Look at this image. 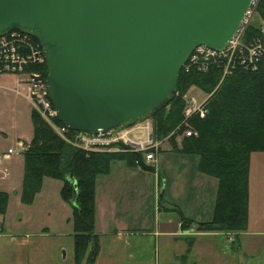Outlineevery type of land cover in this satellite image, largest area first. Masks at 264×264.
<instances>
[{"label": "water", "instance_id": "1", "mask_svg": "<svg viewBox=\"0 0 264 264\" xmlns=\"http://www.w3.org/2000/svg\"><path fill=\"white\" fill-rule=\"evenodd\" d=\"M252 0H0V37L36 39L58 120L98 134L150 119L193 51L224 50Z\"/></svg>", "mask_w": 264, "mask_h": 264}, {"label": "trees", "instance_id": "2", "mask_svg": "<svg viewBox=\"0 0 264 264\" xmlns=\"http://www.w3.org/2000/svg\"><path fill=\"white\" fill-rule=\"evenodd\" d=\"M254 20L246 28L243 41L259 39L264 43L260 32L264 27V0H259ZM29 38L38 44L36 39ZM224 64V61L186 63L179 73L174 99L150 119L154 141L169 137L173 151L199 159L200 172L217 181L212 219L199 223L198 229L240 232L246 230L248 223L250 156L264 153V55L254 71L235 65L224 75ZM39 71L46 77L45 64ZM192 87L209 96L208 113L205 119H193L197 135L182 138L178 147L179 137L170 134L182 120V97ZM30 122L32 138L22 153L20 200L32 204L44 179L60 181V198L72 211V260L74 264H94L99 254L94 231L96 179L106 175L110 164L116 161L124 162L129 168L151 170L145 165L142 153L84 152L68 145L34 109ZM55 123L62 125L58 119ZM7 201L8 194L0 192L2 215ZM181 222L190 224L185 218Z\"/></svg>", "mask_w": 264, "mask_h": 264}, {"label": "rangeland", "instance_id": "3", "mask_svg": "<svg viewBox=\"0 0 264 264\" xmlns=\"http://www.w3.org/2000/svg\"><path fill=\"white\" fill-rule=\"evenodd\" d=\"M253 20L254 18L251 23ZM6 75L13 74L0 75V85L15 87L14 78L16 77ZM15 76H18L19 79L22 78L21 83L24 86L26 76L24 74H15ZM189 92L198 98L207 96L195 87L190 88ZM26 100L14 92L12 93L9 89L0 87V127L9 128L10 121L12 119L13 121L17 120L16 127L19 131L17 133L27 137L31 125L30 114L33 108ZM147 125L152 130L153 122L151 119L139 123L138 127L142 129ZM181 139L179 137L176 140L178 147H180ZM18 142L22 141H16L8 148L3 142L0 147L5 152L7 149H14ZM22 159V154H16L10 159L0 160V192H3L1 190L3 184L11 183L13 186L17 184L19 178L16 174L17 170L14 171L13 176L10 172L16 163L21 173L19 178V184H21ZM193 159L197 158L177 154L176 151L172 150V144L165 141L162 143L158 155V161H163L161 168L165 174L164 185L160 178L159 186L156 187L157 178L155 174L157 172L155 174L152 173V170L133 172L128 185L125 184V189L122 188L119 193L118 190L114 193L117 202L116 211L120 213L117 220L132 221L133 225H130L132 231L121 236L120 240L114 239L112 233L101 236L99 254L94 264H182L176 260H164L163 241L161 238H155L153 231L157 223H165L173 227L176 221L182 220L177 215L178 212L170 210V208L184 209L186 216L199 218V220L209 218L208 214L213 206L212 195L209 198L211 191L203 186L204 183L199 180L200 176L194 174V171L191 172L194 166ZM4 173L7 176L3 177ZM102 178V176L98 177V179ZM61 184L57 180L45 179L40 190L41 198L27 205L23 204L20 198L18 200L17 191L19 188L15 192L10 191L11 198L8 196L9 207L7 201L5 214H0V225L2 222L4 223L6 235L10 233L19 238L23 235L22 233H27L33 238L41 232L43 240L40 242L39 251H35V253L32 251L21 252V255L25 254L24 256L29 255L34 258L35 264H74L72 260V211L70 206L60 198L59 188ZM19 187L21 188V185ZM20 191L21 189L19 190V197ZM118 195L122 197L120 201ZM249 197L250 218L252 222L264 229V153H253L250 156ZM124 202L128 203L127 206L123 205V208L127 209L126 212L123 211L124 209L120 210ZM164 207L169 210L164 211ZM99 220L102 224L103 217H100ZM104 220L109 222L110 219L107 217ZM19 221H22V227L15 226ZM257 224H254L255 227L258 226ZM255 229L252 228V230ZM98 231H102V227L98 228ZM4 249L5 252L11 251L8 244ZM212 262L213 260L210 264Z\"/></svg>", "mask_w": 264, "mask_h": 264}, {"label": "crops", "instance_id": "4", "mask_svg": "<svg viewBox=\"0 0 264 264\" xmlns=\"http://www.w3.org/2000/svg\"><path fill=\"white\" fill-rule=\"evenodd\" d=\"M16 77L15 87H5L1 86L3 89H9L12 93L24 97V86L21 83V79L15 75H6ZM13 90V91H12ZM26 100V99H25ZM27 101V100H26ZM28 102V101H27ZM29 103V102H28ZM30 105V103H29ZM31 106V105H30ZM32 108V107H31ZM17 120L10 121L9 128L0 127V145L5 143V147L8 148L10 145L14 144L16 141H22L25 144H28L32 138V125L28 129V135L23 136L18 134V129L16 127ZM135 126H139L136 124ZM4 149L0 147V152H3ZM181 155V154H180ZM184 156V155H182ZM196 158V157H195ZM194 166L191 169V172L194 171V174L200 176L199 180L204 183L203 186L210 190V196L212 195L213 206L210 211L209 218L206 220H199V218H192L191 216H186V210L181 208H170V210L177 211V215L181 218H185L190 221L189 225H183L181 221H176L175 226L171 227L169 224L157 223L154 227L153 235L155 238H161L163 241L162 253L164 260H176L182 264L189 262L190 264H264V229L261 228L257 223L252 222L250 218V210L248 203V223L247 228L244 231L240 232H221V231H204L198 229L199 223L209 222L212 219L213 209L216 201V192H217V181L214 178H210L202 174L198 168L199 159H193ZM23 169V159L21 161ZM163 161H158V170L155 174L157 178L156 187L159 186L160 178L165 183L164 172H162ZM20 178L21 173L17 163L12 166L11 175L13 176L14 171ZM136 170H142L141 168H129L124 162L116 161L110 164L109 172L102 176V179H96L95 187V234L98 236V242L100 237L103 235H108L112 233L114 239L120 240L121 236L124 234L130 233L132 228L130 225H133L132 221L125 222L120 219L117 220V216L120 213H117V202L115 199V192L118 193L122 188L125 189V184L132 178L133 172ZM250 170V166H249ZM203 175V176H201ZM23 176V174H22ZM162 176V177H161ZM100 177V176H99ZM19 178L16 185L3 184L1 185V190L8 194L11 198L10 191H17L21 189L19 187ZM22 181V178H21ZM45 181V179H44ZM43 181V183H44ZM59 182V181H58ZM42 183V186H43ZM62 184L60 185L61 188ZM59 188V189H60ZM42 189V188H41ZM19 190L17 191V197L19 200ZM60 191V190H59ZM248 192H249V176H248ZM129 193V192H128ZM16 195V194H15ZM117 197V196H116ZM119 197V201L122 197ZM41 198V191L36 195L34 202ZM160 198V197H159ZM10 201V200H9ZM8 201V207H9ZM103 201V204H102ZM210 201V200H209ZM33 202V203H34ZM124 206H127L128 203L124 202L120 210L124 209ZM127 209L123 211L126 212ZM169 209L164 207V211ZM195 214V213H194ZM103 217L102 224H100L99 218ZM109 218V222H106L104 219ZM172 222V221H169ZM168 222V223H169ZM137 221L135 222V224ZM173 223V222H172ZM254 224L258 226L255 227ZM22 221H19L15 226L22 227ZM260 226V227H259ZM102 227V231H98V228ZM256 228L252 230V228ZM0 264H35L34 258L29 255H21L22 251H39L40 242L43 240L41 232L36 236L31 238L29 234H24L19 238L12 236V234L4 233V223L0 225ZM47 230V228H45ZM42 230V229H41ZM43 231L45 232L44 228ZM61 236V235H59ZM8 244L11 248L10 252H5L4 247ZM97 260V259H96ZM39 264V263H37Z\"/></svg>", "mask_w": 264, "mask_h": 264}, {"label": "built area", "instance_id": "5", "mask_svg": "<svg viewBox=\"0 0 264 264\" xmlns=\"http://www.w3.org/2000/svg\"><path fill=\"white\" fill-rule=\"evenodd\" d=\"M258 2L259 0L251 1L239 30L224 50L216 52L205 47H198L193 51L187 63L224 61V75L228 74L235 65L245 70H256L257 64L264 55V43L259 39L245 43L243 35L254 18ZM260 32L264 35V27H261ZM29 37L31 36L16 31L0 37V75L24 74L26 76L24 97L53 132L68 145L84 152L142 153L145 165L156 173L160 147L163 142H168L169 137L162 141H154L152 130L148 125L142 129L138 126L114 128L90 135L71 131L55 123L58 118L48 97L46 77L39 71V68L45 64L42 49L39 43L35 44ZM31 67L38 69L29 70ZM208 97L198 98L189 91L183 95L182 120L170 136L189 138L197 135L192 121L193 119H205L208 113L206 107ZM26 148L25 143L18 142L14 149H7L0 153V160H7L16 154H22ZM5 175L4 173L3 177Z\"/></svg>", "mask_w": 264, "mask_h": 264}]
</instances>
